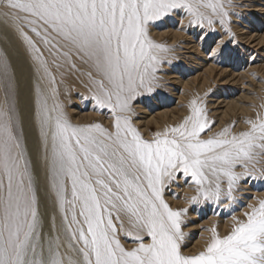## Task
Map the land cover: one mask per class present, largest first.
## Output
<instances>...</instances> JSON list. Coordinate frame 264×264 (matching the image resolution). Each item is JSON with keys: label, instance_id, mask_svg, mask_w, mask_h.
Masks as SVG:
<instances>
[{"label": "bare ground", "instance_id": "bare-ground-1", "mask_svg": "<svg viewBox=\"0 0 264 264\" xmlns=\"http://www.w3.org/2000/svg\"><path fill=\"white\" fill-rule=\"evenodd\" d=\"M222 1L0 0V9L6 15L13 14L15 21L32 29L33 33L29 32L42 51L34 53L30 46L17 42L19 57L29 74L26 91H21L20 84L19 102L27 141L31 146L39 143L44 150L36 155L35 165L45 182L50 179L47 182L51 187L46 190L55 211L60 207L55 193H68L67 212L71 211L75 222L60 210L55 219L60 237L54 236L63 242L57 246L63 244L58 253L64 255L61 259H66L65 264H244L246 256L259 248L251 247L248 240L262 234L253 214L260 205L257 199L264 193L250 195V190L239 198L245 204L244 200L252 197L255 208L249 212V203L236 208L239 199L227 204L220 194H212L214 190L194 192L185 177L196 173L203 181L215 175L228 182L246 162L251 149L259 150L264 145V82L254 80L255 85L251 83L239 96L209 103L218 119L216 124L208 125L206 113L201 114L195 106L201 98L199 93L221 77L235 85L240 79L250 78L253 68L264 79V0L251 5L255 12H246V28L235 26L241 31L238 41L240 38L245 45L256 47L262 63L252 67L245 64L249 70L244 73L233 72V59L230 65L225 60L219 65L214 54L225 43L219 20ZM185 8L197 13L192 20L195 25L188 26L190 31L173 23L176 18L182 20L180 13ZM195 34L200 35L198 41ZM182 48L189 54L181 55ZM172 50L176 53L174 61L169 54ZM221 58L230 57L227 54ZM228 66H233L232 71ZM6 68H1L5 77ZM156 72L164 73L172 86L162 84L156 90ZM255 87L258 90L253 93ZM3 91L0 87V220L2 244L9 257L24 235L33 202L26 158L15 137ZM259 91H263L262 96L257 95ZM172 99L174 105L170 106ZM234 120L237 123L232 130L228 125ZM243 131L251 138L238 136ZM236 209L238 214L229 219V210ZM183 212L187 213L184 219ZM179 228H189L195 237L179 240ZM233 244L249 251H238Z\"/></svg>", "mask_w": 264, "mask_h": 264}, {"label": "rangeland", "instance_id": "rangeland-1", "mask_svg": "<svg viewBox=\"0 0 264 264\" xmlns=\"http://www.w3.org/2000/svg\"><path fill=\"white\" fill-rule=\"evenodd\" d=\"M231 1V0H229ZM228 0L226 1H222V3L220 4V9H219V17H221L219 20L222 22V29H223V32H225V37L222 38V36L220 34H217L218 35V39L222 38L221 40H223L225 43H221L219 46H220V50L217 52H215V56L218 57L217 59V63H219V65H221L220 62H222V60H225V64L228 62H230L229 64L227 65H230L231 62H232V59H233V62L231 65H234L236 69H233V66H228L229 68H227L228 70H231L233 69V72L235 73H244L246 70H249L248 66H254V64H256V66H259L260 63V57H259V54H258V51L256 50V47H251L249 46V44H246L244 43V40L242 41L240 38H239V41H238V38H237V35L239 36L241 31L239 29H237L235 26H240L242 25V27L240 26L239 28H243L245 26H247V23H248V13L251 11L252 13L255 12L254 11V8L251 7L252 4H255L256 1L258 2V0H232L230 3H229ZM243 1V2H241ZM247 1L249 3H247ZM251 1V2H250ZM239 2V3H237ZM253 2V3H252ZM223 3H226V4H223ZM243 3H245L243 5ZM247 3V5H246ZM251 3V4H250ZM258 3H261V2H258ZM256 3V4H258ZM229 4V5H228ZM242 4V6H241ZM240 5V6H239ZM227 6V7H226ZM235 6V7H234ZM232 7V8H231ZM238 7V8H237ZM241 7V9H239ZM222 8V9H221ZM244 8V9H243ZM252 8V9H250ZM229 9V10H228ZM186 12H185V11ZM221 10V11H220ZM225 10V11H224ZM232 10V11H231ZM238 10V11H237ZM243 10V11H242ZM182 14L180 13L181 17H182V20H178L179 18H176L173 23L175 22V25L178 26L177 28H181V29H185L186 31L189 29V24L190 25H195L194 21H192L193 19H195V16H197V13H193V11H187V9H182L181 10ZM231 11V12H230ZM230 12V13H229ZM246 12H248L246 14ZM251 12L249 14H251ZM188 13V14H186ZM222 13L224 14L222 16ZM243 13V14H242ZM230 14H232L230 16ZM236 16H235V15ZM246 14V15H245ZM240 15V16H239ZM245 15V16H244ZM235 16V17H233ZM187 19H186V18ZM239 17V18H238ZM246 17V18H245ZM183 19H185L183 21ZM214 19L213 17L211 18V20ZM14 20V21H13ZM178 20V21H177ZM215 20V19H214ZM235 20V22H234ZM13 21V22H12ZM180 21H182L181 23H179ZM188 21V22H187ZM192 21V22H191ZM232 21V22H231ZM245 21H246V24H245ZM16 22V23H14ZM191 22V23H189ZM234 22V24H233ZM25 23V22H23ZM184 24V25H181V24ZM8 24V25H6ZM178 24V25H177ZM180 24V26H179ZM188 24V25H187ZM232 24V25H231ZM238 24V25H236ZM264 24V23H263ZM262 24V27L264 29V26ZM187 25V26H186ZM229 25V26H228ZM231 25V26H230ZM183 28H182V27ZM189 26V27H188ZM226 26V28H225ZM233 26V27H232ZM5 27V28H4ZM8 28V31H7V28ZM230 27V28H229ZM261 27V28H262ZM9 28H10V31H9ZM29 26H26V24H22V22H18L17 20L15 21V17H13V14H9V15H6V12L5 10H1L0 9V87L6 97V101H7V105L9 107V116H10V121H11V124H12V127L16 130H14V133H15V137L17 138V140L19 141L20 143V146L22 147V150L24 151V156L26 158V172H27V178H28V183H29V186H30V190H31V196H32V202H33V206H32V210H31V213H30V217H29V220H28V223H27V226L24 230V235H22V237L19 239V242H18V247H16L14 253L12 255H8V250L6 248L5 243L2 244V242H4V239L2 236V232H1V220H0V264H65L66 262V259L64 258L61 259V257H64V255L60 253V251L62 252V250H60V247L64 248L63 247V244H58L57 246V243H63V242H60L59 238L60 234L57 235V231H58V228L57 227V222L58 221H55V219H58L59 215H60V210L61 212H64L66 214H69V209L67 208V206H69V204H66V203H69V197H68V193H66L65 191H61V193H55L56 196L58 195V198H59V203H60V207L59 208V212L58 210L55 211L56 209V206L55 209L53 207V202L50 201V197H51V194L48 193V191L46 190V187H51L50 184L51 182H47L48 179H46V182L43 180V175L41 176V169H37L38 167L35 165V158H36V155H38V153L42 152L44 153V150L40 148V144L37 143V145L39 144V146L37 145H32L31 146V143L30 141L28 142L27 141V137H26V125L24 123V114L22 111V108L20 107L21 106V102H19V95H20V84L22 83L21 85V91H26V89L29 87V74L27 73L25 67H24V63L22 62V60L20 59V55L17 51V48H16V45H17V42L23 44V46H25L26 48L27 47H31V49L33 50V52H40L39 54L42 53L40 47L38 46V44H36V42L34 41V38H33V34L31 35L30 33L32 31V29L30 28ZM187 28V29H186ZM234 28V29H232ZM246 28V27H245ZM19 29V30H18ZM27 29V30H26ZM29 29V30H28ZM163 30V29H162ZM228 30V31H227ZM235 31V34H234V31ZM22 31V32H21ZM31 31V32H29ZM190 31V30H188ZM233 31V32H232ZM240 31V32H239ZM28 32V33H27ZM8 33V34H7ZM10 33H11V36H10ZM27 33V35H26ZM221 33V32H220ZM233 33V34H232ZM239 33V34H238ZM23 34V35H22ZM190 34V33H189ZM198 34V33H197ZM195 34L194 37L195 39L198 41L200 39V35H197ZM22 35V36H21ZM29 35V37H28ZM193 35V34H192ZM197 35V36H196ZM220 36V38H219ZM228 36V37H227ZM12 37H14V41L12 40ZM22 37V38H21ZM32 38V40H31ZM230 38V39H228ZM206 40V37L204 38ZM226 39L227 42L225 41ZM237 39V40H236ZM20 40V41H19ZM205 40L203 42H205ZM220 40V41H221ZM230 40L229 42V45H228V41ZM34 41V42H33ZM233 41V42H232ZM32 42V43H31ZM235 42V43H234ZM241 42V43H240ZM27 43V44H26ZM35 43V44H34ZM237 43V44H236ZM240 43V44H239ZM243 43V45H242ZM25 44V45H24ZM29 44V45H28ZM204 44V43H203ZM203 44L201 46H203ZM228 46H227V45ZM236 44V45H235ZM36 45L38 47H36ZM231 45V46H230ZM18 46V45H17ZM33 46V47H32ZM183 45H181L182 47ZM246 46V47H245ZM29 47V48H30ZM240 47H241V50H240ZM244 48V51H243V48ZM248 47V48H247ZM225 48V50L223 49ZM230 48V51L229 49ZM246 48V49H245ZM40 49V50H39ZM233 49V50H232ZM187 50V52H186ZM228 50V51H227ZM250 50V51H249ZM256 50V51H254ZM188 49H185L182 48L181 49V55H188ZM226 51V52H225ZM32 52V51H31ZM178 52V51H177ZM185 52V53H184ZM220 52V53H219ZM223 52V54H222ZM240 52H243L242 54L244 56H248V60H241L239 57L241 55V57H243V55L240 53ZM175 51L172 50L169 54H172L171 55V59L174 61L175 60V55H174ZM218 53V54H217ZM233 53V54H232ZM240 53V55L238 54ZM176 54V53H175ZM212 54V53H210ZM228 54V57L230 58H227V59H224V58H221L220 60V57L221 55H225L227 56ZM230 54V55H229ZM237 54V55H236ZM257 54V55H256ZM174 55V56H173ZM220 57H219V56ZM233 55V57H232ZM239 55V56H238ZM173 56V57H172ZM213 56V55H212ZM254 56V57H253ZM258 56V57H257ZM167 57V56H166ZM235 57V58H234ZM239 59H238V58ZM253 57V58H252ZM259 58V60L257 58ZM168 58V57H167ZM252 58V59H251ZM255 58V59H254ZM230 59V60H229ZM238 59V60H237ZM253 60V61H252ZM3 61V62H2ZM6 61V62H4ZM236 61V62H235ZM242 61V63L238 64V62ZM3 64H2V63ZM169 62V61H168ZM9 65V66H5L6 64ZM172 63V61L170 60L169 64H168V68H169V65ZM234 63V64H233ZM246 64V66H245ZM176 64H173L172 66H175ZM244 65V67H243ZM3 66L6 68L7 72H8V76L5 77V73L3 72ZM261 66V65H260ZM264 66V65H263ZM179 67V66H178ZM243 67V69H242ZM241 70V71H239ZM244 70V72H243ZM264 70V69H263ZM262 70V71H263ZM176 71V70H175ZM232 71V70H231ZM239 71V72H238ZM250 75L248 74L249 77H245L244 80L240 79V83H237L235 85H232L231 82L228 83H225V81H222V77L219 78V79H216L217 81L216 82H213V84L211 86H208L206 87L204 90H203V94L199 93V99L196 100L195 102V106L197 109H199L198 111H202L203 114L206 113L205 117L207 119V122H208V125H212V124H216L218 119L217 117H215L216 115H214L212 113V107H210V105H208L209 103H212L216 100V98H218L219 100L221 99H228L229 97H237L239 96L240 93H242L243 91H248L247 89L251 87L252 84L255 85L254 83V80L257 81H262L264 82V79H262V75H261V72H256L255 70L250 69ZM3 73V74H2ZM18 74V75H17ZM164 73L162 74L161 72H156V76L155 78L153 79V84H154V88L157 90V88H160L161 86L163 85H166L167 87H170L172 86L171 84H169V80H167L165 78V75ZM4 77V78H3ZM252 77V78H251ZM31 78V77H30ZM159 78V79H158ZM163 78V79H162ZM261 78V79H260ZM3 79V80H2ZM250 79V80H249ZM22 80V81H21ZM249 80V81H248ZM253 81V82H252ZM5 84H4V83ZM8 82V83H7ZM250 82V83H249ZM217 83V84H216ZM252 83V84H251ZM157 84V85H155ZM159 84V85H158ZM163 84V85H162ZM251 84V85H250ZM7 85V87H6ZM13 86V87H12ZM248 86V87H247ZM157 87V88H156ZM13 88V89H12ZM245 88V89H244ZM247 88V89H246ZM264 89V87H261ZM15 90V92H14ZM256 90H258V88L255 87V92L253 93H256ZM7 94H6V92ZM262 93L263 91H259L257 92V95H260L262 96ZM23 93L21 92V95ZM16 95V96H15ZM203 96V98H202ZM205 96V97H204ZM264 97V96H263ZM206 98V99H205ZM147 99V98H145ZM10 100V101H9ZM200 100V101H198ZM172 101V104L170 106H173V99L171 100ZM171 101L168 103L170 104ZM30 103V101L27 100L26 104L28 105ZM201 103V104H200ZM206 103V104H205ZM198 104V105H197ZM203 104H204V107H203ZM135 105V104H134ZM133 105V106H134ZM208 107H207V106ZM199 107V108H198ZM14 108V109H13ZM204 108V109H203ZM206 108V109H205ZM251 108H255V104L251 106ZM201 109V110H200ZM201 113V114H202ZM11 114V115H10ZM212 114V115H211ZM204 116V115H203ZM213 119H212V118ZM216 118V119H215ZM246 120L249 122V115H247L246 117ZM16 121H15V120ZM210 119V120H209ZM263 122H264V119H262ZM211 121V122H210ZM215 121V122H214ZM210 122V123H209ZM234 122V123H233ZM233 122H231L228 126L229 128H231L233 130V128L235 127V123H237L236 120H234ZM233 124V125H232ZM253 124L252 122L250 123V125ZM264 124V123H263ZM31 128V126H29ZM33 128V127H32ZM237 132H240V130L236 129ZM235 130V131H236ZM248 130V129H247ZM154 131V128L152 129L151 133H153ZM17 133V134H16ZM248 134V135H247ZM247 134L244 135V131L239 133V135H242V137H246V136H249L251 138L252 135H250V133L247 132ZM32 137L34 139V134L32 133ZM263 137V138H262ZM261 139H262V142L264 141V136H262ZM40 139V137H39ZM32 141V140H31ZM42 142V140H41ZM259 144V143H257ZM259 150L257 149H251L250 151V155L247 154V160H246V164H242L240 165V168L238 169V171L236 173H232V175L230 176H233L232 178L230 177L228 180V182H222L221 179H219L217 176H213L211 177L209 180H203L201 179V177L197 176L196 173H191L189 175H185L186 177V182L187 184H190L189 186H191L193 188V191H197L198 192H201V193H209V189H210V193L212 192V190H214V192L212 193L214 196H220L226 200L225 203L227 204H233L234 203V200L236 199H239L241 197H245L246 194L248 195V193L250 192L251 190V193H249L250 195H254L252 193H264V182L261 183V180L263 178L264 180V164L262 161H264V145L260 148H258ZM263 151V153H261V151ZM258 151V152H257ZM254 153V154H253ZM261 153L259 156L257 154ZM60 155H62L60 153ZM254 155V156H253ZM249 156V157H248ZM255 159H251V157ZM257 158V159H256ZM260 161V162H259ZM252 162V163H251ZM256 162V163H255ZM259 162V163H258ZM250 163V164H249ZM258 163V164H257ZM255 164V165H254ZM261 164V165H260ZM263 164V165H262ZM263 166L261 169H260V166ZM243 166V167H242ZM246 167V168H245ZM40 168V167H39ZM245 168V169H244ZM252 168V169H251ZM244 169V171H242ZM259 169V170H258ZM40 172H39V171ZM241 170V171H239ZM255 170V171H254ZM260 172H258V171ZM247 171V173H246ZM242 172V174H240ZM257 172V173H256ZM252 174V177L250 176ZM258 177H256L255 175ZM259 174V175H258ZM64 175V176H63ZM62 175V177H60V188L64 187L65 185V173ZM242 175V177H241ZM263 175V176H262ZM188 176V177H187ZM239 176V177H238ZM254 176V178H253ZM245 177V178H244ZM56 178V177H55ZM197 178V179H196ZM199 178V179H198ZM216 178V179H215ZM194 179V180H192ZM56 180V186L58 188V184H57V179ZM256 180V181H255ZM50 181V179L48 180ZM189 181V182H188ZM207 182L205 185L203 186V182ZM240 181V182H239ZM47 184L45 185L44 184ZM52 182L53 179H52ZM203 184H202V183ZM213 182V183H212ZM218 182V183H217ZM221 184H220V183ZM252 182V183H251ZM49 183V184H48ZM64 183V184H63ZM210 183V184H209ZM255 183V184H254ZM260 183V184H258ZM208 184V185H207ZM211 184H214V186ZM220 184V185H219ZM194 185V187H193ZM196 185V187H195ZM200 185V186H199ZM222 185V186H221ZM238 185V186H237ZM242 187H241V186ZM199 186V187H198ZM203 186V187H202ZM208 186V187H207ZM225 188H224V187ZM246 186H248L246 188ZM251 186V187H250ZM198 187V188H197ZM212 189H211V188ZM215 187H219L218 190H215ZM221 187V188H220ZM223 187V188H222ZM241 187V188H239ZM45 188V190H44ZM61 188V189H62ZM227 188V189H226ZM250 188V189H249ZM251 188H254V190H252ZM207 189V190H206ZM247 189V190H245ZM200 190H203V191H200ZM225 190V191H224ZM237 190V192H236ZM259 190V191H258ZM219 191V192H218ZM223 191V192H222ZM240 191V192H239ZM243 191V192H242ZM258 191V192H257ZM58 192V191H57ZM247 192V193H245ZM225 193V194H224ZM236 193V194H235ZM240 193V194H239ZM245 196H243L244 194ZM202 194V195H203ZM222 194V195H221ZM233 194V195H232ZM239 194V195H238ZM62 195V196H61ZM64 195V197H63ZM225 195V196H224ZM229 195V196H228ZM232 195V196H231ZM235 195V197H233ZM249 195V196H250ZM204 196V195H203ZM239 196V197H238ZM64 198V199H63ZM66 198V199H65ZM233 198V199H232ZM252 197L249 198V200H244L246 203L244 204L243 200L240 204H237L238 206L236 208H239V205L241 206V204H244L242 205V207L244 208L245 205H247L249 203V212H251L252 210H254L255 208V203L253 202V199H251ZM52 199V198H51ZM242 199V198H241ZM64 200V201H63ZM263 200V202L261 201ZM233 203H232V202ZM250 201V202H248ZM261 201V202H260ZM257 202L256 204L259 205L258 209L256 210V212L253 214V221H257L259 223L258 226H260V230H259V233L261 232L262 234H259L256 236H251L253 238H249V243L251 242V247H253L254 249H256L257 247V250H256V253L255 254H251V255H248L246 256V259H245V262L244 264H264V197L260 198V199H257ZM254 203V204H253ZM252 204V205H251ZM63 206V207H61ZM250 206H251V209H250ZM234 207V208H235ZM241 208V209H243ZM64 210V211H63ZM231 210H229V214H228V218L229 219H232L234 218L232 215L235 216V214H238V209H236V211H233V212H230ZM247 211V210H246ZM260 211V212H259ZM262 211V212H261ZM53 212V213H52ZM216 213H218V215H220V211L216 210ZM233 213V214H232ZM57 215L55 218H54V215ZM70 214H71V211H70ZM70 216V220L73 219L72 221L75 222L74 220V217L73 215ZM73 214V213H72ZM186 212H183V218H186L187 215ZM53 215V217H52ZM185 216V217H184ZM256 216V217H255ZM232 217V218H231ZM53 218V220H52ZM179 217H177V220H178V223H179V220L180 218L178 219ZM236 220V218H235ZM261 221H263L261 223ZM55 222V224L53 223ZM54 224V225H53ZM239 224V223H237ZM263 224V225H262ZM57 228H55V227ZM52 227H54V234H53V230H52ZM239 228H240V225H239ZM262 228V230H261ZM56 230V231H55ZM238 230V229H237ZM56 232V233H55ZM59 233V232H58ZM60 233L63 234V232L60 230ZM194 232L192 230H189V228L185 229V231H181V228H179V230L177 229V237L179 240L183 241L184 240L186 241L188 237L190 238H194L195 235L193 234ZM56 234V235H55ZM77 235H79V238H81V235L76 233ZM191 234V235H190ZM53 235V236H52ZM261 235V236H260ZM57 238H55V237ZM63 236V235H62ZM64 237V236H63ZM61 237V238H63ZM57 239V240H56ZM259 239V240H258ZM60 240H64V239H60ZM251 240V241H250ZM258 240V241H257ZM262 240V242H261ZM58 241V242H56ZM234 245V248L236 250H242L244 252H247L249 251L247 248V250H245V248L238 246L235 244ZM61 248V249H62ZM6 251V252H5ZM59 252V253H58ZM60 256H59V255ZM65 255H66V252H65ZM256 255V256H255ZM60 257V258H59ZM248 258V259H247ZM63 262H62V261ZM253 260V261H252ZM247 261V262H246ZM250 261V262H249ZM72 264H74L72 261H71Z\"/></svg>", "mask_w": 264, "mask_h": 264}]
</instances>
